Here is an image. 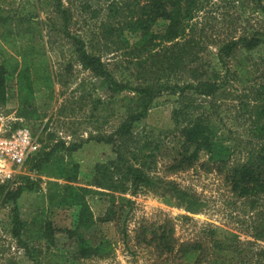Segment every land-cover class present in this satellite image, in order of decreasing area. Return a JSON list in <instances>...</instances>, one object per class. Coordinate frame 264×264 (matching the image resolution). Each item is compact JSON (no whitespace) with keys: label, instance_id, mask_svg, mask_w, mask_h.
<instances>
[{"label":"rangeland","instance_id":"1","mask_svg":"<svg viewBox=\"0 0 264 264\" xmlns=\"http://www.w3.org/2000/svg\"><path fill=\"white\" fill-rule=\"evenodd\" d=\"M193 1L192 15L184 22V34L171 42L156 39L151 51L140 54V58H132L129 54L139 40V33L124 30L129 41V46L125 47L117 37L107 36L106 27L124 28L125 22L133 21V16L141 13L146 0H62V5L69 13V33L82 38L87 52L100 57L118 80L138 86L146 81L148 70L153 72L156 66L169 65V62L175 68L171 69L174 73L167 80L177 84L190 82L194 71L206 76L212 70H220L216 53L225 40L254 32L264 39V13L257 3L251 0ZM0 6L9 10L13 25L24 23L33 26L35 33H40L54 78L53 92L43 90L36 96L38 116L26 119L17 115L15 80L8 81L9 99L4 107H0V137L27 128L39 143V149L53 145L54 140H62L67 145L81 143L67 159V168L71 169V162L79 166L75 185L92 184L94 165L115 159L112 145L97 139L103 135L107 138L113 136L132 105L127 97H133L134 93L124 91L114 97L106 94L104 81L76 59L71 43L62 33L63 20L54 11L53 0H0ZM165 24L160 19L151 30L161 33ZM187 50H191L188 56ZM176 57H181L180 68L172 60ZM263 58L262 50L258 54L251 53L248 64L250 69L253 67V72L247 83L240 82L237 75L228 76L224 88L214 97L195 98L197 109L191 111L193 116L202 113L217 124L222 138L233 146L234 161L243 159L249 148L259 142L253 137L252 144L248 140L249 127L254 129L255 124L262 122H255L250 114L258 110L256 104L259 102L255 99L258 98L259 85L264 84ZM179 104L177 95L161 94L152 103L148 116L134 124L133 132L134 135L147 133L154 137L161 133L158 139L160 150L151 164L152 174L174 180L196 193L204 204L200 212L186 214L183 207L165 204L153 191L127 195L133 200V207L125 223L122 222L124 218H120L116 225L114 222H99L85 232L92 245L108 241L112 252L102 258H78L76 239L68 237L64 231L75 227L78 208L48 206L46 178L42 176L40 189L23 192L15 204L21 218L28 224L41 220L55 230L54 244L49 247L45 241H35L33 244L41 249V254L36 263L30 261L11 237L13 204L3 203L4 195L1 194L0 264H156L155 248L138 242L137 235L141 225L164 221L172 225L178 242L200 240L204 230L215 227L235 232L243 241L252 240L253 213L248 203L233 196L223 174L198 165L206 161L205 154L200 156L199 163L186 171L171 174L167 170L169 155L166 150H171L180 138V125L171 120L172 110ZM2 159L0 156V187L14 189L21 176L36 177L24 163ZM57 181L62 183L59 179ZM99 191L92 192L87 198L96 217L102 216L109 204L108 198ZM38 229V225L32 226L31 234L36 236ZM255 245L264 248V240Z\"/></svg>","mask_w":264,"mask_h":264},{"label":"trees","instance_id":"2","mask_svg":"<svg viewBox=\"0 0 264 264\" xmlns=\"http://www.w3.org/2000/svg\"><path fill=\"white\" fill-rule=\"evenodd\" d=\"M53 1L54 11L63 20L62 33L71 43L80 64L104 81L109 97L124 91H131L134 96L127 97L132 105L113 136L107 138L103 135L97 139L112 145L115 159L94 165L92 184L75 185L79 166L71 162V169L67 168V159L80 148L81 143L67 145L62 140H54L53 145L42 147L24 162L36 177L21 176L14 189L0 187V195H4L3 203L13 204L10 216L11 237L25 251L27 258L36 263L41 254V249L33 244L35 241H45L49 247L54 244L55 230L41 220L28 224L21 218L15 204L23 192H37L40 189L42 176L46 178L44 184L48 206L78 208L75 227L64 230L68 237L76 239L78 258H102L112 252L108 241L92 245L85 232L99 222H114L116 225L121 221L120 218H124L122 222L125 223L133 207V200L128 196H134L139 191H153L165 204L183 207L186 214H196L202 210L204 204L196 193L174 180L152 174L151 164L160 150L161 142L158 139L161 133L154 137L147 133L134 135L133 132L134 124L148 116L154 100L167 93L177 95L180 100L178 107L171 113L172 123L180 125V138L171 150H166L169 155L167 170L171 174L186 171L205 154L206 161L198 162V165L223 174L233 196L248 203L253 213L252 240L243 241L237 233L215 227L204 230L200 240L178 242L174 238L172 225L164 221L141 225L137 241L155 248L158 256L156 264H264V248L255 245L257 241L264 240V84L259 85L258 98L255 99L259 102L256 104L258 110L250 114L255 122H262L255 124L254 129L249 127L248 142L252 144L251 137L259 142L252 145L241 160H233V146L222 138L215 122L202 113L195 116L191 114V111L197 109L195 98L214 97L224 88L228 76L237 75L242 83L250 80L253 67L249 68L248 58L251 53L264 51V39L254 32L225 40L218 46L216 53L220 70H212L206 76L194 71L190 82L177 84L167 80L174 73L171 69L175 68L169 62V65L156 66L153 72L152 69L148 70L143 84L130 86L129 82L118 80L100 57L88 53L82 38L69 33L68 10L63 7L62 0ZM251 1L261 6L264 13V0ZM193 6V0H146L140 9L141 13L133 16V21L125 22L124 28L107 26L106 33L109 37H117L125 47L129 46V41L124 30L139 33V40L129 54L132 58H140V54L151 51L156 39L171 42L181 37L185 30L184 22L191 17ZM8 11L0 6V107L6 105L9 99L8 81L14 79L17 115L25 119L32 118L38 116V93L43 90L53 92L54 78L49 54L40 33H35L33 26L24 23L13 25ZM25 17L30 24L28 16ZM160 19L166 23L164 31L155 33L151 27ZM190 51L187 50L186 56L191 54ZM172 60L181 67V57ZM91 186L101 191L93 190ZM97 191L109 201L100 217L94 215L87 199L92 192ZM37 225V235L33 236L32 226Z\"/></svg>","mask_w":264,"mask_h":264},{"label":"built area","instance_id":"3","mask_svg":"<svg viewBox=\"0 0 264 264\" xmlns=\"http://www.w3.org/2000/svg\"><path fill=\"white\" fill-rule=\"evenodd\" d=\"M38 149L39 143L27 128H20L9 136L0 137V156L3 158L1 161L10 160L23 164L25 159Z\"/></svg>","mask_w":264,"mask_h":264}]
</instances>
